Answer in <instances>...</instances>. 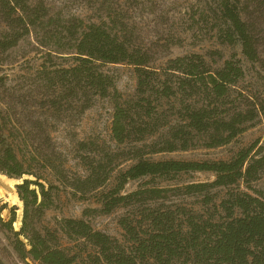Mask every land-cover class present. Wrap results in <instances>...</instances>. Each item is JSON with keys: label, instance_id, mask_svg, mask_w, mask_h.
Masks as SVG:
<instances>
[{"label": "trees", "instance_id": "16d2710c", "mask_svg": "<svg viewBox=\"0 0 264 264\" xmlns=\"http://www.w3.org/2000/svg\"><path fill=\"white\" fill-rule=\"evenodd\" d=\"M132 1L74 0L102 13L86 23L61 16L45 0H0V174L20 181L15 190L22 205L17 230L14 210L3 220L7 206H0V264H264L261 150L249 147L218 161L151 159L225 147L252 125L255 106L229 107L244 77L240 61L215 66L192 54L150 67V56L116 15L121 2ZM209 1L219 42L238 45L245 61L264 68V0ZM30 37L45 60L18 88L6 68L10 53ZM53 58L64 64L56 67ZM105 64L134 68L132 96L116 91L100 70ZM109 97L117 148L79 141L82 174L69 171L50 130L72 106L79 117L94 99ZM124 163L130 165L112 179ZM196 173L214 179L180 182ZM136 181L144 182L122 194ZM62 195L93 197L98 208L84 210L85 217L124 209L117 222L122 239L82 218L47 221Z\"/></svg>", "mask_w": 264, "mask_h": 264}, {"label": "rangeland", "instance_id": "374dc122", "mask_svg": "<svg viewBox=\"0 0 264 264\" xmlns=\"http://www.w3.org/2000/svg\"><path fill=\"white\" fill-rule=\"evenodd\" d=\"M45 3L65 18L76 17L86 23L97 22L102 15L97 9H90L74 0H45ZM210 3L209 0H133L130 3L121 2L115 9L121 22L127 25L126 33L133 38L135 46L150 56L152 61L150 67L159 68L169 59L192 54L203 56L206 61L215 66H220L223 61L231 58L239 60L244 70V77L234 88L235 92L231 94L233 103L229 107L244 109L255 106L258 111V117L252 125L225 147L158 155L151 157L152 160H228L237 151L249 147L253 148V152L261 150L264 154V114L260 111L264 108V68L245 61L238 45L228 46L219 42L216 29L213 28L216 20L208 9ZM36 47L33 38L30 37L17 50L10 53L12 65L6 68V74L12 80V84L18 88L26 86L23 78L34 73L45 60L44 52ZM52 63L56 67L64 64L58 58H53ZM100 70L113 79L116 91L123 98L134 94L136 76L132 66L105 64L100 67ZM71 108L70 112L64 114V122L50 130V136L58 151L67 158L66 168L81 175L82 169L78 160L75 159L77 142H96L100 147L104 144L111 150L117 148L111 135L113 100L111 97L96 98L79 117L76 106ZM129 165L130 163L121 164L113 173L112 179L118 171L126 169ZM213 179L211 174L196 173L182 176L180 182L205 183ZM142 182L144 181L129 182L122 194L136 190ZM259 182L258 187L264 182V175ZM19 183L20 181L0 174V206L3 204L7 206L1 213V217L7 220L10 210H14L15 230L18 229L22 212V205L15 190V186ZM78 198L79 196L73 198L71 195H62L58 209L48 212L46 220L61 217L82 218L88 221L94 230L118 240L122 239L123 232L117 222L125 214L124 209H117L109 215L85 217L82 216L84 210L98 208V205L94 203V198L91 196H86L84 199ZM0 244H4L1 234Z\"/></svg>", "mask_w": 264, "mask_h": 264}]
</instances>
